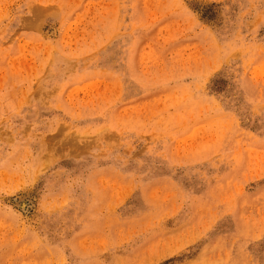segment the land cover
<instances>
[{
    "label": "rangeland",
    "instance_id": "rangeland-1",
    "mask_svg": "<svg viewBox=\"0 0 264 264\" xmlns=\"http://www.w3.org/2000/svg\"><path fill=\"white\" fill-rule=\"evenodd\" d=\"M0 264H264V0H0Z\"/></svg>",
    "mask_w": 264,
    "mask_h": 264
}]
</instances>
